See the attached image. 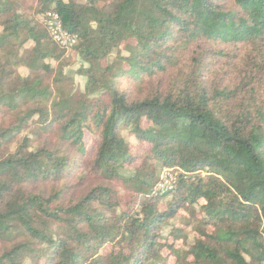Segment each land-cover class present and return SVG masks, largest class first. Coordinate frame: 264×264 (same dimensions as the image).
I'll return each mask as SVG.
<instances>
[{
	"label": "trees",
	"instance_id": "16d2710c",
	"mask_svg": "<svg viewBox=\"0 0 264 264\" xmlns=\"http://www.w3.org/2000/svg\"><path fill=\"white\" fill-rule=\"evenodd\" d=\"M0 264H264V0H0Z\"/></svg>",
	"mask_w": 264,
	"mask_h": 264
},
{
	"label": "built area",
	"instance_id": "2783aa9c",
	"mask_svg": "<svg viewBox=\"0 0 264 264\" xmlns=\"http://www.w3.org/2000/svg\"><path fill=\"white\" fill-rule=\"evenodd\" d=\"M43 26L50 40L65 53H70L77 42V37L63 28L59 15L54 11H47L43 17ZM173 179L165 170L162 172L159 183L160 190H167V186L172 183ZM165 186V188H164Z\"/></svg>",
	"mask_w": 264,
	"mask_h": 264
},
{
	"label": "rangeland",
	"instance_id": "374dc122",
	"mask_svg": "<svg viewBox=\"0 0 264 264\" xmlns=\"http://www.w3.org/2000/svg\"><path fill=\"white\" fill-rule=\"evenodd\" d=\"M80 63H81V62L78 60V61L75 63L74 66H72L71 68H69V69L67 70L66 73H67L71 78H73V80H74V84H75V87H79V89L82 90V88H83V77L80 76V75H78V73H77V70H78L79 67H80ZM92 150H93L92 148H89V149H88V153H89V155L92 154ZM165 170L168 172L169 176L173 179L172 183L170 182V184L167 186V189H170L171 186H172V184H173V182H174V176L172 175V173H171L170 170H168V169H164V170L161 171L160 179H161L162 172L165 171ZM164 188H165V186H164Z\"/></svg>",
	"mask_w": 264,
	"mask_h": 264
},
{
	"label": "crops",
	"instance_id": "0c3cea01",
	"mask_svg": "<svg viewBox=\"0 0 264 264\" xmlns=\"http://www.w3.org/2000/svg\"><path fill=\"white\" fill-rule=\"evenodd\" d=\"M84 83H85V79L83 78V86H84Z\"/></svg>",
	"mask_w": 264,
	"mask_h": 264
}]
</instances>
